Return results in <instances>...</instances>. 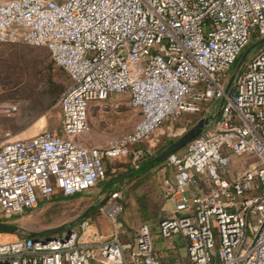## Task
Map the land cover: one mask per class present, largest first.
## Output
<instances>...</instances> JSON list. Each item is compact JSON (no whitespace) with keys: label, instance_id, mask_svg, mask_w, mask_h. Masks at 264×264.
Instances as JSON below:
<instances>
[{"label":"built area","instance_id":"1","mask_svg":"<svg viewBox=\"0 0 264 264\" xmlns=\"http://www.w3.org/2000/svg\"><path fill=\"white\" fill-rule=\"evenodd\" d=\"M255 37H264V0H0V42L47 47L71 80L58 101L61 130L0 145V221L88 191L105 179L107 161L137 160L163 124L220 110L165 161L173 206L158 231L181 236L185 258L158 256L147 223L121 239L119 227L106 235L84 219L67 237L0 232V264H264V47L227 89ZM114 94L129 95L140 120L106 146L84 145L92 103Z\"/></svg>","mask_w":264,"mask_h":264},{"label":"rangeland","instance_id":"2","mask_svg":"<svg viewBox=\"0 0 264 264\" xmlns=\"http://www.w3.org/2000/svg\"><path fill=\"white\" fill-rule=\"evenodd\" d=\"M256 39V37L253 38L242 53ZM262 45H264V42L252 47L246 55L244 63L250 60ZM238 62L228 71L229 78ZM68 83L69 76L67 72L55 63L47 47L34 46L23 42H0V145L8 140L30 137L42 130L59 127L61 113L58 101ZM211 116L185 115L183 118L186 120L181 118L178 121L180 124L177 123L174 128L171 125L163 124L140 143L142 154L140 153L137 160L134 159L133 155H129L121 159L107 161L105 179L86 191V195L78 197L82 194L80 192L61 199L42 200L35 208L24 212L15 219H11V222L18 225L19 228L13 233H3V238L11 240L31 236V233L37 234L38 237L54 235L55 233H41V231L76 220L79 214L92 204L91 200L93 199L89 195H92L93 198L97 197L100 200L98 204L103 206L97 213L88 218L86 217V219H91L92 223L96 222L95 217L97 218L99 227L96 225V228L98 232L104 233L102 229L108 231V228L115 229V226H117L119 232L125 231L130 239L134 238L144 222L143 215L153 217L159 213L160 221L167 215L164 207L165 205L169 206L171 202L167 201L164 195L165 185L162 187V182L165 176L172 174V169L164 162L154 168L148 180L140 181V183L127 181L129 178L124 176L115 186L121 189L124 188V191L119 190L121 198L112 196L107 198V195L114 188L107 187V182L122 175L121 173H124L130 166H134L135 169L128 174L129 177L147 173L149 171L148 162L165 155L167 149L172 145V143L167 142L169 139L167 135L180 137L185 132L181 128L183 125L188 128L186 132L197 125L196 130L202 134L215 119H211ZM139 120L138 112L129 105L128 95L114 94L104 101H97L91 105L88 116V129L82 134L81 140L84 143L82 137L89 136L102 143L100 146H106L110 140L131 132ZM200 121L204 123L198 125ZM205 122L210 123L205 124ZM184 149L185 146L177 152L182 153ZM161 170L165 175L162 176V180L159 182L156 177H158L157 173ZM102 185L106 186V192H101L103 191ZM94 200L96 202L97 199ZM141 200H147L146 202L150 207L148 213H140L139 203ZM114 205L121 208L115 220L108 214L112 211ZM99 218L101 221H98ZM105 223L107 224L105 225ZM152 223V221L149 222L154 230ZM80 225V223H75L73 228L79 229ZM68 230L69 228L65 227L57 233L64 234ZM122 236L127 237L124 234ZM168 240L170 241V239ZM172 240L179 245L180 255L185 257L184 239L181 236H174Z\"/></svg>","mask_w":264,"mask_h":264},{"label":"water","instance_id":"3","mask_svg":"<svg viewBox=\"0 0 264 264\" xmlns=\"http://www.w3.org/2000/svg\"><path fill=\"white\" fill-rule=\"evenodd\" d=\"M264 42V37L262 38H257L256 41H254L250 46L247 47V49L242 53L238 64L236 65V68L233 72V74L230 77V80L227 84V89L231 86L234 77L236 75V73L238 72V70L240 69V67L243 65L244 60L246 55L248 54V52L250 51V49L260 43ZM223 104V101L221 102V105ZM220 114V110H218L216 112L215 115L211 116V119L216 118L217 116H219ZM203 121H200L198 125L203 124ZM210 123V122H209ZM207 122H205V124H209ZM210 126V125H209ZM208 126V127H209ZM207 127V128H208ZM196 128H198L197 125H195L194 127H192V129H190L188 132H186L184 135L182 134L178 139H176L172 145L167 149V152L165 155L160 156V157H156L154 160L149 161L148 162V168L149 170L155 166H159L160 164L164 163L166 161V159L173 153L177 152L179 149H181L182 147H186L187 143H189L190 141H192L194 138H196L197 135L200 134V132L198 130H196ZM206 128V129H207ZM205 129V130H206ZM196 130V132H195ZM127 178H129V176H126ZM117 187L113 188L111 190V192L107 195V198H110L111 194L116 190ZM72 196V195H69ZM69 196H64V197H69ZM101 205V204H100ZM85 217V214H83L81 217H78L76 220L71 221L70 223L67 224H62L60 226L54 227V228H49V229H45L43 231H41V233H57L59 231H61L62 229H64L65 227L69 228L68 231L65 232V236H69L72 232L75 231V228H73V224H75L76 222L80 221L82 218ZM19 228L18 225L10 223V222H5V221H0V232H15L17 231V229ZM31 236H33L35 239H37V234L35 233H31ZM45 238H51V236L49 237H45Z\"/></svg>","mask_w":264,"mask_h":264},{"label":"crops","instance_id":"4","mask_svg":"<svg viewBox=\"0 0 264 264\" xmlns=\"http://www.w3.org/2000/svg\"><path fill=\"white\" fill-rule=\"evenodd\" d=\"M70 83H71V80H70V77H69V83H68V85H67V87L70 85ZM125 95V94H124ZM127 95V94H126ZM128 98H129V105L131 106V104H130V97H129V95H128ZM93 104V103H92ZM138 112V111H137ZM60 113H61V119H60V126L59 127H55V128H51V129H57V130H61L62 129V125H63V118H62V112H61V109H60ZM139 114V113H138ZM183 118V117H182ZM43 131V130H42ZM34 132H35V130H34ZM127 134V133H126ZM35 135V134H34ZM123 135H125V134H123ZM123 135H121V136H123ZM33 136V135H32ZM81 136L82 135H80L79 137H78V139H79V141H81L82 142V140H81ZM121 136H119V137H121ZM176 137V136H175ZM25 138V137H24ZM118 138V137H117ZM179 138V137H178ZM177 138V139H178ZM82 139H84V145H87V146H100V144H102V143H99V141H95L93 138H91V137H89V136H87L86 138H83L82 137ZM146 157H148V156H146ZM146 157H144V158H146ZM143 159V158H142ZM141 159V160H142ZM157 166H155V167H153V168H151L149 171L152 173L153 172V170H154V168H156ZM165 175V173L161 170L159 173H157V176L158 177H156V178H158L159 179V182H161V180H162V176H164ZM166 177V176H165ZM165 179V178H164ZM165 184H167L166 183V180L164 181L163 180V182H162V187H163V185H165ZM115 188V187H114ZM118 190V187L116 188V190L115 191H117ZM86 192H83L80 196H78V197H83L84 195H86L85 194ZM90 196V198H92L93 200H91V203H96L97 201H100V200H98V198L96 197V198H93V196L92 195H89ZM99 197H100V195H99ZM73 199V198H72ZM94 199H97L96 200V202H94L95 200ZM168 201V200H167ZM167 201H166V203H167ZM171 203H170V205L169 206H167V205H165V207H164V210H166V212H167V214H169L170 213V211H171V209H172V206H173V203H172V201L171 200H169ZM18 216H20V215H17L16 217H18ZM91 216V215H90ZM89 217V216H88ZM87 217V218H88ZM84 219H86V217L84 218ZM100 219V218H99ZM98 219V221H101V219L99 220ZM83 220V219H82ZM95 220H96V222L94 221L93 223H94V225L96 226H98V222H97V218L95 217ZM5 222H10V223H12L11 222V218L10 219H8L7 221H5ZM14 224V223H13ZM107 223H105V225H106ZM99 227V226H98ZM109 230L108 231H106V230H103L102 229V231L104 232V233H108V234H112V233H114V232H116V230H117V228H116V226H115V229L114 228H112V227H110V228H108ZM4 233V232H3ZM6 233H8V232H6ZM9 233H13V232H9ZM118 234H119V236H120V238L121 239H127V238H130V236H128L127 234H125V231H121V232H119V230H118V232H117ZM125 235V236H127L126 238H124L122 235ZM158 237V235H156V238ZM168 239H165V240H159L158 238L156 239V250L158 251V253L161 255V257L162 258H164V259H166V260H175V259H178V258H185L184 256H181L180 254H181V251L179 250V245H177L176 243H174L173 242V240L172 239H170V241L168 240Z\"/></svg>","mask_w":264,"mask_h":264},{"label":"trees","instance_id":"5","mask_svg":"<svg viewBox=\"0 0 264 264\" xmlns=\"http://www.w3.org/2000/svg\"><path fill=\"white\" fill-rule=\"evenodd\" d=\"M264 47V45H262L259 49H262ZM241 55H242V52H241V54L239 55V57L237 58V60L235 61V63L233 64V66L238 62V60L240 59V57H241ZM232 66V67H233ZM187 115H190V114H187ZM201 114H198V116H200ZM183 119H185V118H183ZM186 120V119H185ZM178 124H180L179 122H177ZM177 123H175V126H176V124ZM191 124H193V123H191ZM190 124V125H191ZM183 127H185L186 129H188L187 128V126L186 125H183ZM165 136H166V134H165ZM167 137L169 138L168 140H167V142H169V143H173L177 138H178V136H176V137H173V136H169V135H167ZM140 146V145H139ZM141 150V149H140ZM144 150H146V149H144ZM142 154V153H141ZM140 156V155H139ZM140 161V160H139ZM135 169V167L134 166H130V167H128L127 168V170L124 172V173H121L122 175H119V176H117V177H115V178H113V179H111L109 182H107V184H106V186L107 187H110V188H113V187H115L118 183H119V181L121 180V178H123L124 176H128V174L129 173H131L133 170ZM106 174H107V170H106ZM151 177V172L150 171H148L147 173H144V174H140V175H136V176H130L129 177V179L127 180V181H136V182H139L140 183V181H146V180H148L149 178ZM171 178H172V174L171 175H169V176H166L165 177V179H164V181L165 180H171ZM100 183V182H99ZM98 184V183H97ZM105 186V187H106ZM105 187L102 185V190L103 191H101V192H106L105 191ZM124 188H120V187H118V190L117 191H119V190H121V191H124L123 190ZM165 193V192H164ZM64 196L61 194V193H58V194H56L55 196H53L52 198H57V199H61V198H63ZM51 199V198H50ZM46 200V199H45ZM147 201V200H146ZM146 201H142L141 200V202L139 203L140 204V208H139V211H140V213H148L149 212V210H150V207H149V205H148V203L146 202ZM40 202H42V200L40 201ZM25 212H27V211H25ZM15 219L16 218V216H14V217H12L11 219ZM153 218V219H152ZM142 219L144 220V222L142 223V224H144V223H147V224H149V222L150 221H152L153 223H152V226H153V228H154V230L151 228V230H152V233H153V237H154V245H155V247H156V239L158 238L160 241L161 240H165L164 238H162V236L160 235V233H159V231H158V229H159V222H160V220H159V213L158 214H155V216H153V217H151V216H148V215H143L142 216ZM84 220V219H83ZM82 220V221H83ZM81 221V222H82ZM81 222H79L80 224H81ZM151 224V223H150ZM149 224V225H150ZM150 227H151V225H150ZM80 229V228H79ZM156 235H158V237L156 238ZM52 236V235H51ZM24 237V236H23ZM26 237H31V236H26ZM155 250H156V248H155ZM156 253H157V255L158 256H160L161 257V255L158 253V251L156 250ZM162 258V257H161ZM164 259V258H163Z\"/></svg>","mask_w":264,"mask_h":264},{"label":"flooded vegetation","instance_id":"6","mask_svg":"<svg viewBox=\"0 0 264 264\" xmlns=\"http://www.w3.org/2000/svg\"><path fill=\"white\" fill-rule=\"evenodd\" d=\"M99 202L97 201L96 203H92V204H90L88 207H86L80 214H79V216L78 217H81L83 214H85V217H88V216H90V215H92V214H95V213H97L98 212V210H100L103 206L102 205H99L98 204ZM84 217V218H85ZM84 218H82V219H84ZM81 219V220H82ZM80 220V221H81ZM76 223H79V221L78 222H76ZM56 234H60V233H55L54 235H56Z\"/></svg>","mask_w":264,"mask_h":264}]
</instances>
